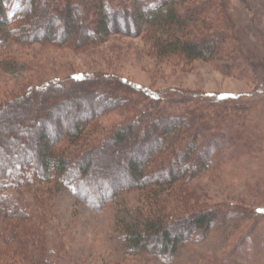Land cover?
I'll list each match as a JSON object with an SVG mask.
<instances>
[{"label":"rangeland","instance_id":"1","mask_svg":"<svg viewBox=\"0 0 264 264\" xmlns=\"http://www.w3.org/2000/svg\"><path fill=\"white\" fill-rule=\"evenodd\" d=\"M48 1L53 0H37L40 4ZM92 1L93 6L81 4L82 10L74 19L77 26L86 11L97 10V1ZM216 1L224 14L225 33L230 37L223 60H190L181 54L163 57L157 54L148 33L112 34L97 45L78 48L6 39L0 57V106L51 83L64 85L76 78L92 76L98 78L95 82L100 87L104 85L101 80L108 79L111 84L107 88L129 97L137 98L147 91L184 99L205 98L209 100L206 108L219 107L224 114L222 131L228 136V145L218 152L212 168L183 187L162 195V200L156 204L173 212L177 218L209 208L233 211L231 216L235 217L225 215L206 240L182 247L171 263H164L157 258L125 251L117 238L115 205L96 212L69 190H57L53 182H39L33 187L37 189L33 195L29 187L30 192L20 196L24 201L19 200V207L25 215H21V220L11 219L19 223L16 229L21 228L19 241L9 240L10 235L0 223L1 264H264V0ZM58 4L61 6L63 1ZM37 17L27 22L28 31L33 24L31 20ZM89 18L93 19L87 16ZM58 32L56 28L55 34ZM71 36L74 38L76 34ZM86 85L85 82L82 88L71 89V96L82 98L85 91L88 95L91 85L90 89ZM53 91L51 95L61 96L58 101L66 100L64 94L56 95ZM217 100L221 103L216 104ZM40 101L39 98L32 105ZM97 101L94 96L90 107H94L93 102L97 105ZM198 102L201 103L196 101V104ZM80 103L82 101L77 106ZM164 103L162 112L175 111L176 102ZM59 105L50 111L55 113L52 117L55 126L50 129L60 127L65 132L64 125L71 126L75 122L71 114L77 106L72 97ZM20 111L22 116L25 110ZM13 112L15 109L11 107L0 116L2 127L9 130L5 132L6 138L15 135L12 126L19 124L29 128L25 121L32 119V114L24 119L15 113L12 116ZM131 116L123 107L108 108L86 125L84 140L96 142L98 137L112 134ZM140 133L138 130L131 134L122 145L109 143L105 150L119 151L122 165L124 158L133 154L135 143L144 141ZM24 137L18 132L14 139L20 142ZM34 141L39 153L43 144L38 139ZM62 146H67L65 140L56 141L54 148L62 150ZM101 156L96 158L105 164H94L95 170L103 171L106 163L114 158L113 154L102 159ZM123 169H127V165L123 164ZM35 196H40V200L35 201ZM123 200L128 206H141L145 211L148 208L149 201L137 191L126 193ZM37 230L45 234L44 245L33 240ZM24 238L33 241L28 248L21 244ZM40 247L41 255L37 253ZM16 251H23L26 256Z\"/></svg>","mask_w":264,"mask_h":264},{"label":"trees","instance_id":"2","mask_svg":"<svg viewBox=\"0 0 264 264\" xmlns=\"http://www.w3.org/2000/svg\"><path fill=\"white\" fill-rule=\"evenodd\" d=\"M60 1H63L61 6ZM96 1L97 10L86 11L77 26L74 19L82 10L81 4L93 6L92 0L90 3L88 0H53L43 4L37 0H0V57L6 39L24 43L51 42L78 48L97 45L112 34L137 36L148 33L157 54L163 57L181 54L190 60L224 58L230 37L225 33L224 14L216 0ZM35 15L38 17L31 20L33 24L28 31L27 22ZM87 16L93 19H87ZM56 28L58 34H55ZM74 33L76 36L72 38ZM95 79L98 78L92 76L76 78L64 85L51 83L0 106V116L11 107L15 109L12 116L14 113L21 116V109L25 110L21 116L24 119L32 114V119L25 121L29 128L19 124L12 126L15 135L10 138L5 134L9 130L0 123V223L10 235L9 240L19 241L21 228L16 229L19 223L11 219L25 215L19 207L20 196L23 192L29 193V187L33 195L37 190L33 187L39 182H53L57 190H69L96 212L115 205L117 238L126 252L171 263L182 247L206 240L225 215L235 217L231 216L233 211L209 208L177 218L173 212L157 206L162 195L183 187L214 166L218 152L228 145V136L222 131L224 114L219 107L206 108L209 100L205 98L184 99L169 93L165 96L147 91L137 98L129 97L107 88L111 84L108 79L101 80L102 87ZM85 82L87 88L90 89L91 85L88 92L91 96L86 95V91L82 98L71 96V89L82 88ZM52 90L56 95L64 94L66 100L59 102L61 96L51 95ZM69 96L76 106L82 101L71 114L75 122L71 126L64 125L65 132L60 127L51 131L55 126L52 123L55 113L50 111L67 102ZM94 96L99 102L97 105L93 102L94 107H90L89 102ZM39 98L41 101L32 105ZM164 101L176 102L175 111L162 112ZM196 101L201 103L196 104ZM220 103L221 100H217L216 104ZM114 106L128 109L132 116L112 134L98 137L96 142L85 141L86 125ZM34 113L38 114V119ZM59 113L66 118L65 114ZM138 130H141L144 141L135 143L131 157L124 158L120 165V152L105 150L107 144H125ZM18 132L25 136L20 142L14 139ZM34 139L43 144L39 153ZM62 140L67 146H62V150L55 149V142ZM99 154L101 159L114 155L103 171L93 168L94 164L103 163L96 158ZM123 164L127 169H123ZM135 191L149 201L146 211L141 206L123 203L124 195ZM35 197L38 201L40 196ZM33 240L44 245V232L37 230ZM32 242L24 238L21 244L28 248ZM37 253L42 254L41 247ZM16 254L26 256L23 251Z\"/></svg>","mask_w":264,"mask_h":264}]
</instances>
